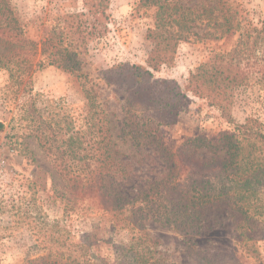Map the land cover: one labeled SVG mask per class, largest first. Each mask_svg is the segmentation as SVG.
<instances>
[{
	"label": "trees",
	"instance_id": "16d2710c",
	"mask_svg": "<svg viewBox=\"0 0 264 264\" xmlns=\"http://www.w3.org/2000/svg\"><path fill=\"white\" fill-rule=\"evenodd\" d=\"M71 1L81 2L83 11L63 18L66 26L57 36L60 43L53 44L55 34L39 43L11 27L18 23L15 13L9 0H0V70H10L13 64L19 69H11V77H26L34 66L46 65L44 61L35 64V59L47 56L48 66L71 68L69 72L84 79L83 93L91 109L86 137L90 151L83 152L78 136L70 137L68 148L58 151L64 181L61 189L54 186V192L63 217L44 223L51 247L46 257L27 264H166L168 256L150 231L151 225L183 235L186 253L195 264H262L253 235L255 223L264 216V131L246 123L236 127V134L217 139L198 136L172 149L163 143L159 130L176 123L187 93L220 107L252 81L264 85V23L243 31L234 0H139L138 11L154 13V25L146 35L152 44L148 65L118 64L101 73L108 88H127L119 126H112L115 121L110 120L105 127L100 119L104 112L100 93L77 67L83 64L78 51H87L93 37L101 34L98 26L106 29L111 0ZM198 23L216 30L218 35L210 36L218 39L239 33L235 49L228 56L209 57L190 74L184 88L156 80L154 71L174 63L180 43L189 34L198 36L192 32ZM65 39L71 44L63 48ZM24 44L31 47L25 52L28 67H21L24 59L17 60ZM118 142L135 149V164L146 169L137 171ZM202 151L211 157H198ZM66 155L74 162L66 163ZM221 209L238 215V241L245 255L256 258L255 263L244 255L239 259L234 247L197 248L194 240L207 229L206 216ZM87 215L109 220L106 233L94 244L100 249L107 246V259L114 258L112 262L99 259L91 244L73 242L74 219Z\"/></svg>",
	"mask_w": 264,
	"mask_h": 264
},
{
	"label": "rangeland",
	"instance_id": "374dc122",
	"mask_svg": "<svg viewBox=\"0 0 264 264\" xmlns=\"http://www.w3.org/2000/svg\"><path fill=\"white\" fill-rule=\"evenodd\" d=\"M19 28L26 38L34 42H44L54 34L53 44L66 26L63 19L67 15L83 11L81 2L71 0H9ZM139 0H111L109 21L105 28L98 26L100 35L93 37L87 51L80 50L83 64L77 70L88 76L90 85L100 93V115L105 121L114 120L119 126L122 119L123 103L127 88H108L102 72L118 64L147 66L152 44L146 39L149 28L154 25L153 11H138ZM234 11L242 22V30L264 22V0H234ZM17 24V25H16ZM205 23H198L196 33L180 43L172 65H163L154 71L159 81L175 82L184 88L191 73L215 53L228 56L239 40V33L222 39ZM58 36V37H57ZM66 37V35H64ZM61 47H69L71 41L65 39ZM31 47L24 44L21 58L26 61L21 67L30 65ZM59 58V56H58ZM46 62L43 67L34 66L26 77H11V69L19 68L11 64L10 70H0V264H27L46 257L51 247L46 237L45 224H53L62 219L61 201L55 196L54 186L61 189L58 151L68 148L70 137L83 140L84 153L90 151L88 140L90 107L83 93L84 79L71 72L47 63L49 59L37 57L34 61ZM68 63V62H67ZM69 65V64H68ZM99 112V111H98ZM249 123L255 130L264 131V85L252 81L248 86L236 90L222 106H212L206 99L187 93V101L181 108L175 124L162 127L159 135L163 143L176 149L188 139L202 136L217 139L224 134H236L238 125ZM118 129L114 130L117 134ZM119 148L128 156L137 171L145 170L135 164V149L118 142ZM144 154L148 149L144 150ZM209 159L208 151L198 154ZM66 163L74 158L66 155ZM236 213L228 209L212 211L206 216V227L201 236L195 238L197 248L212 244L219 247H234L239 259L244 255L255 263L253 255H245L236 232ZM77 232L73 242L92 245L99 259H107L108 247L94 244L106 233L109 224L101 215L83 216L74 219ZM215 223L217 226H215ZM254 241L259 262L264 264V216L254 225ZM150 231L160 239L161 249L168 256L166 264H195L186 253V239L183 235L151 225ZM251 244V243H250ZM99 249V250H98ZM241 257V258H240ZM245 259V258H243ZM246 260V259H245Z\"/></svg>",
	"mask_w": 264,
	"mask_h": 264
}]
</instances>
